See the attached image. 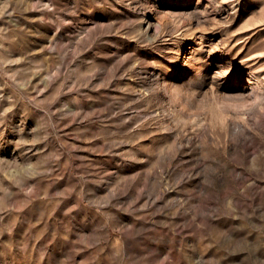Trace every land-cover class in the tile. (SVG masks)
<instances>
[{"label":"rangeland","instance_id":"374dc122","mask_svg":"<svg viewBox=\"0 0 264 264\" xmlns=\"http://www.w3.org/2000/svg\"><path fill=\"white\" fill-rule=\"evenodd\" d=\"M0 0V264H264V0Z\"/></svg>","mask_w":264,"mask_h":264},{"label":"bare ground","instance_id":"6f19581e","mask_svg":"<svg viewBox=\"0 0 264 264\" xmlns=\"http://www.w3.org/2000/svg\"><path fill=\"white\" fill-rule=\"evenodd\" d=\"M153 3H154V5H156V2H155V0H151Z\"/></svg>","mask_w":264,"mask_h":264}]
</instances>
